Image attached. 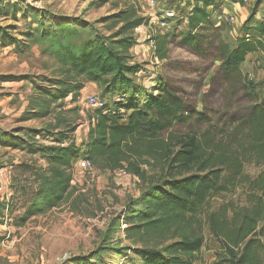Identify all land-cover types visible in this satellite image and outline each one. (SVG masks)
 <instances>
[{
	"label": "rangeland",
	"instance_id": "rangeland-1",
	"mask_svg": "<svg viewBox=\"0 0 264 264\" xmlns=\"http://www.w3.org/2000/svg\"><path fill=\"white\" fill-rule=\"evenodd\" d=\"M154 2L151 7L148 0L0 1L2 6H15L0 15V137L21 143L16 148L0 145V264H138L139 256L132 247L137 251L144 245L124 239L122 217L139 211L142 194L165 181L159 166L150 159L141 160L137 174L90 162V169L81 170L73 160L68 170L70 188L63 199L51 209L31 212L27 207L30 190L42 184L37 180L35 184L32 173L48 169L47 158L40 154L43 147H53L62 139V145L73 142L79 155L86 153L96 112L88 104L89 96H98L107 103V109H113L123 96L128 97L136 88L150 91L156 78L163 77L216 125L230 116L245 114L249 108L250 100L242 90L233 98L227 97V86L218 81V64L212 59L196 57L176 45L171 47L169 59L161 62L153 58L151 39L167 30L158 31L149 15L160 19L176 7V20L168 31L182 37L189 31L187 19L192 6L189 0ZM232 3L240 8L250 6L251 13H264V0H248L245 4L225 0L224 9ZM128 7H134L148 23L128 36L135 43L124 51L117 45L121 25L110 19ZM220 11L216 7L212 14L216 25V18L224 15L214 17ZM234 17L233 25L219 24L222 40L231 46L243 29L238 28ZM249 22L247 26L252 27ZM96 47L120 57L128 80L126 88L117 84L113 91L110 82L115 71L99 85L71 69L67 54L83 57ZM245 63L247 67L242 65L241 73L255 84L258 98L264 102V55L250 56ZM129 67L134 70L126 72ZM188 130L176 126L171 132ZM243 173L253 179L264 173V166L247 163ZM226 176L223 173L222 179ZM223 187L225 190L212 194L200 216L204 244L196 264H228L205 215L222 207L250 206L247 185ZM258 240L262 245L258 255L264 264V239Z\"/></svg>",
	"mask_w": 264,
	"mask_h": 264
},
{
	"label": "trees",
	"instance_id": "trees-1",
	"mask_svg": "<svg viewBox=\"0 0 264 264\" xmlns=\"http://www.w3.org/2000/svg\"><path fill=\"white\" fill-rule=\"evenodd\" d=\"M190 1L188 33L179 37L170 31H157L151 39L153 58L161 62L169 59L170 49L176 45L196 57L212 59L218 64V81L227 86V97L233 98L242 90L250 100L245 114L230 116L216 125L203 109L198 111L170 85L167 78H156L150 91L140 92L136 88L128 97L118 100L115 108L107 109L106 103L95 110L84 155H79L73 142L62 145V139L53 147H43L40 154L47 158L48 169L32 173L35 184L38 181L42 184L30 190L27 207L31 212L55 207L70 188L68 170L79 157L112 171L120 169L135 174L141 160L147 158L159 166L165 181L142 194L139 211L122 217L124 239L144 245L137 251L132 247L135 256H139L138 264H195L204 244L200 216L205 205L212 194L225 190L223 186L234 188L238 184L247 185L250 206L222 207L215 213H207L205 218L228 264H262L258 238L264 239V173L251 179L244 175L243 168L247 163L264 166V102H260L255 84L243 77L241 66L248 54L264 53V22L248 27L253 18L251 13L242 26L241 37L231 46L222 40V25L217 26L212 17L222 0ZM9 7L15 6H0V15ZM170 10L175 17L166 20L168 26L177 16L176 7ZM110 20L121 25L117 45L124 51L135 43L128 36L148 23L137 15L134 7L116 13ZM66 58L71 69L91 83L101 85L103 78L115 71L110 82L113 91L117 84L124 87L128 84L120 57L109 49L104 53L96 47L83 57L70 53ZM133 70L126 68V72ZM207 97L209 93L203 100ZM176 126L189 130L182 134L171 132ZM0 145L16 148L21 143L0 137ZM223 173H227L225 179Z\"/></svg>",
	"mask_w": 264,
	"mask_h": 264
},
{
	"label": "built area",
	"instance_id": "built-area-1",
	"mask_svg": "<svg viewBox=\"0 0 264 264\" xmlns=\"http://www.w3.org/2000/svg\"><path fill=\"white\" fill-rule=\"evenodd\" d=\"M3 1H6V0H3ZM148 1L150 3V6L154 7V5H155L154 0H148ZM239 1H242L245 4L248 0H239ZM0 6H2V5L0 4ZM174 17H175V14L172 10H168V11L164 12L163 16L160 17V19H157V21L154 23L155 28L158 31L165 30L168 27L166 20H171ZM261 20L264 22V14L261 16ZM216 22H217V25L222 24V22H224L228 25H233L234 19L232 16H229V15H219L216 18ZM151 47H152V45H151ZM88 104L90 106H92L94 109L99 110L105 106L106 102H104L98 96L91 95L88 97ZM76 166L78 169H81V170H88L91 167L89 161H87L85 159H82V160L79 159L76 163Z\"/></svg>",
	"mask_w": 264,
	"mask_h": 264
},
{
	"label": "crops",
	"instance_id": "crops-1",
	"mask_svg": "<svg viewBox=\"0 0 264 264\" xmlns=\"http://www.w3.org/2000/svg\"><path fill=\"white\" fill-rule=\"evenodd\" d=\"M223 1H225V0H222V5L219 7V9L221 10L220 11V13H216L215 15H214V17H217V15H219V14H224V15H232L233 17L234 16H236V23H237V25H238V28H240V27H242L244 24H245V22L247 21V19L249 18V16H250V14H251V8H250V6L249 7H246V8H244V7H236L237 5L236 4H230V5H228L227 6V9L228 10H226V8L224 9V4H223ZM222 8H223V11H222ZM264 14V13H263ZM261 16H262V14L260 13V12H254L253 11V18H252V22H251V24H254L255 22H261V21H259V20H261L260 18H261ZM149 18H150V20H151V25L153 24V23H155V21H157V19L158 18H154V17H152V15H149ZM235 18V17H234ZM154 19H155V21H154ZM235 24V23H234ZM172 25V24H171ZM171 25H169L167 28H166V30L168 31L169 30V28H170V26ZM235 33V32H234ZM239 35H237L236 37H238ZM233 44H235V42H233ZM263 56L264 55V53L263 54H259V53H252V54H248L247 56H246V59L248 58V57H250V56ZM246 59H245V61H246ZM262 64V63H261ZM242 65H244V66H246L247 67V63H243ZM98 91V90H97ZM201 252V251H200ZM198 257V256H197ZM197 263V260H196V262H195V264Z\"/></svg>",
	"mask_w": 264,
	"mask_h": 264
}]
</instances>
